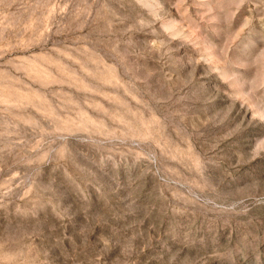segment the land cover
I'll return each instance as SVG.
<instances>
[{"label":"rangeland","instance_id":"374dc122","mask_svg":"<svg viewBox=\"0 0 264 264\" xmlns=\"http://www.w3.org/2000/svg\"><path fill=\"white\" fill-rule=\"evenodd\" d=\"M0 264H264V0H0Z\"/></svg>","mask_w":264,"mask_h":264}]
</instances>
